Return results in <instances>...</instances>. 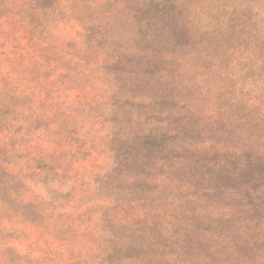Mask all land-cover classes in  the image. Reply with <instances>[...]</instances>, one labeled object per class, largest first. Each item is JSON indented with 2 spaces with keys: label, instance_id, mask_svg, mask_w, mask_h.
I'll return each instance as SVG.
<instances>
[{
  "label": "rangeland",
  "instance_id": "rangeland-1",
  "mask_svg": "<svg viewBox=\"0 0 264 264\" xmlns=\"http://www.w3.org/2000/svg\"><path fill=\"white\" fill-rule=\"evenodd\" d=\"M0 264H264V0H0Z\"/></svg>",
  "mask_w": 264,
  "mask_h": 264
},
{
  "label": "clouds",
  "instance_id": "clouds-1",
  "mask_svg": "<svg viewBox=\"0 0 264 264\" xmlns=\"http://www.w3.org/2000/svg\"><path fill=\"white\" fill-rule=\"evenodd\" d=\"M62 7H64V8H70V6L69 5H67V4H63V5H61ZM66 26L65 25H61V28L63 29V28H65ZM75 33H73V35H74ZM91 121H88L87 123H86V125H85V131L87 130V127L88 126H90L91 125ZM97 127H99V125H97ZM39 194H41V195H46L45 193H44V190H43V188L41 187V188H39V189H37L36 190Z\"/></svg>",
  "mask_w": 264,
  "mask_h": 264
}]
</instances>
